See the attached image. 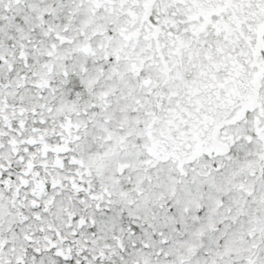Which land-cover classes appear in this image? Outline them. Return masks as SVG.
Here are the masks:
<instances>
[{"label":"snow or ice","instance_id":"6c2138e0","mask_svg":"<svg viewBox=\"0 0 264 264\" xmlns=\"http://www.w3.org/2000/svg\"><path fill=\"white\" fill-rule=\"evenodd\" d=\"M0 264H264V0H0Z\"/></svg>","mask_w":264,"mask_h":264}]
</instances>
